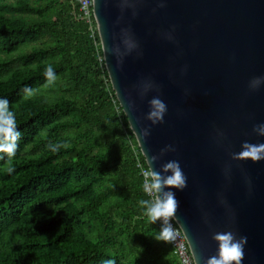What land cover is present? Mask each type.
<instances>
[{"label":"trees","instance_id":"16d2710c","mask_svg":"<svg viewBox=\"0 0 264 264\" xmlns=\"http://www.w3.org/2000/svg\"><path fill=\"white\" fill-rule=\"evenodd\" d=\"M0 97L21 131L0 153V264H180L138 203L148 166L74 0H0Z\"/></svg>","mask_w":264,"mask_h":264},{"label":"water","instance_id":"95a60500","mask_svg":"<svg viewBox=\"0 0 264 264\" xmlns=\"http://www.w3.org/2000/svg\"><path fill=\"white\" fill-rule=\"evenodd\" d=\"M93 3L112 88L151 174L175 160L186 177L183 190L169 187L195 264L216 255L223 231L247 237L241 264H264V158L233 156L244 141L264 143L253 131L264 83H252L264 76V0ZM154 97L167 105L156 123Z\"/></svg>","mask_w":264,"mask_h":264},{"label":"clouds","instance_id":"9594fccd","mask_svg":"<svg viewBox=\"0 0 264 264\" xmlns=\"http://www.w3.org/2000/svg\"><path fill=\"white\" fill-rule=\"evenodd\" d=\"M46 77L54 79L55 73L51 66L45 70ZM256 86L264 83V76H257L252 79ZM24 99H30L35 95V89L30 86L23 88ZM9 100L6 97H0V153H5L9 158L15 156L18 147L17 141L21 136V131L17 125L16 114L9 107ZM150 111L147 118L153 123L162 121L167 105L158 97L150 101ZM253 131L260 136H264V123L254 126ZM167 150V149H165ZM164 151V150H162ZM235 158L251 157L254 160L264 158V143H250L244 141L239 152L233 153ZM157 157H153V160ZM13 171L9 168V172ZM169 186H175L183 190L186 186V177L178 161L170 160L161 166L160 171H153L152 179L145 187V192H156L155 199H140L138 201L143 208L145 215L150 222L155 223L162 220L161 231L165 236L173 234V227L170 222L178 206L175 191ZM213 240L217 243V253L207 259L205 264H241V258L244 255V246L247 242L246 236H237L232 231H223L213 233ZM102 264H115L114 260L108 259L102 261Z\"/></svg>","mask_w":264,"mask_h":264},{"label":"built area","instance_id":"2783aa9c","mask_svg":"<svg viewBox=\"0 0 264 264\" xmlns=\"http://www.w3.org/2000/svg\"><path fill=\"white\" fill-rule=\"evenodd\" d=\"M79 6V17L89 24L90 30L94 34L97 29L96 19L93 9V0H74ZM141 167V172L144 178V189L149 184L152 179V174L149 168H144L141 164H138ZM149 196V199H155L157 197L156 192H146ZM174 229L173 234L168 237L169 244L173 250L174 255L178 258L180 264H195L189 243L178 225L175 218L172 216L169 218ZM158 223L162 225V220H157Z\"/></svg>","mask_w":264,"mask_h":264}]
</instances>
